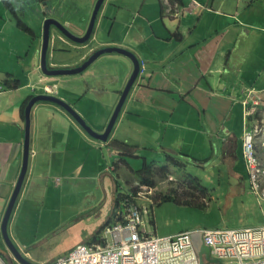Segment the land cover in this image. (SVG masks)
I'll use <instances>...</instances> for the list:
<instances>
[{
    "label": "crops",
    "instance_id": "0c3cea01",
    "mask_svg": "<svg viewBox=\"0 0 264 264\" xmlns=\"http://www.w3.org/2000/svg\"><path fill=\"white\" fill-rule=\"evenodd\" d=\"M96 2L0 0V264H18L1 228L22 168L29 98L54 95L102 133L132 73L118 54L100 57L78 76L41 72L44 21L82 37ZM52 37V68H74L96 49L121 47L144 63L145 75L107 143L61 108L35 105L27 171L7 224L12 243L33 264L95 243L146 163L158 198L144 216L146 230L162 237L190 231L199 264H223L194 230L264 225V199L250 191L242 157L246 131L264 138V0H105L90 42L77 45L54 29ZM250 92L257 104L248 102V112ZM166 181L175 201L160 200ZM171 211L182 220L178 228Z\"/></svg>",
    "mask_w": 264,
    "mask_h": 264
},
{
    "label": "built area",
    "instance_id": "2783aa9c",
    "mask_svg": "<svg viewBox=\"0 0 264 264\" xmlns=\"http://www.w3.org/2000/svg\"><path fill=\"white\" fill-rule=\"evenodd\" d=\"M144 65L140 75L144 74ZM251 100V94H249ZM253 135L245 134L243 158L251 189L260 191L264 179L263 154L257 158ZM144 195V193H140ZM264 196V194H262ZM210 255L223 264H264V225L255 228H214L198 231ZM51 264H199L191 233L170 237L149 233L136 206H129L121 221L104 231L103 237L91 245H78L66 256Z\"/></svg>",
    "mask_w": 264,
    "mask_h": 264
},
{
    "label": "water",
    "instance_id": "95a60500",
    "mask_svg": "<svg viewBox=\"0 0 264 264\" xmlns=\"http://www.w3.org/2000/svg\"><path fill=\"white\" fill-rule=\"evenodd\" d=\"M105 0H97L95 7L93 9V13L90 19V23L87 27V30L85 34L82 37H77L76 35L69 32L65 27H63L61 24H59L57 21L52 19H47L43 23V33H42V47L40 52V70L46 77H61V76H78L82 74L87 68H89L97 59L104 55L109 54H118L121 56L126 57L129 59V61L132 63V73L121 92L120 98L114 108V111L110 117V120L104 130L103 133H96L94 132L87 123L81 118V116L69 105L67 102L61 100L60 98L52 95H37L32 97L24 111V120H25V128H24V147H23V160H22V168L21 172L17 181V184L14 188L12 197L10 199V202L8 204V207L6 209V213L2 222V235L3 239L5 241L6 247L12 254V256L15 258V260L19 264H32L27 259L23 257V255L18 251V249L14 246L11 239L8 236L7 232V224L10 218V215L12 213L14 204L16 202V199L20 193L22 183L24 181L27 166H28V158H29V142H30V116L31 111L34 108L35 105L38 103H49L56 105L63 109L67 114H69L73 120L87 133L90 137L94 138L95 140H99L101 142H106L108 138L110 137V134L114 128V125L119 117V114L121 112V109L128 97L129 92L131 91L134 83L136 82V79L139 74V67L140 63L136 55L128 50L121 47H104L101 49H97L93 51L86 59L85 61L75 67V68H67V69H53L49 67L48 61H47V52L49 47L52 44V29H54L57 33H60L63 37L71 41L75 44H85L90 42L93 32L96 27V21L99 14V11L103 5Z\"/></svg>",
    "mask_w": 264,
    "mask_h": 264
},
{
    "label": "clouds",
    "instance_id": "9594fccd",
    "mask_svg": "<svg viewBox=\"0 0 264 264\" xmlns=\"http://www.w3.org/2000/svg\"><path fill=\"white\" fill-rule=\"evenodd\" d=\"M86 44V43H85ZM77 45H80V44H77ZM99 49H101V48H99ZM49 50V49H48ZM97 50V49H96ZM139 63H140V67H139V74H138V77H137V79H136V82L134 83V85L136 84V83H138L143 77H144V75H145V70H144V74H142V75H140V71H141V66L142 65H144V63L143 62H141V61H139ZM49 65V64H48ZM81 65V64H80ZM50 67V66H49ZM52 68V67H51ZM75 68V67H74ZM53 69H62V68H53ZM65 69H67V68H65ZM144 69H145V67H144ZM133 85V86H134ZM44 88V87H43ZM48 89V88H47ZM124 89V88H123ZM44 90H45V88H44ZM49 90V89H48ZM123 91V90H122ZM121 91V92H122ZM47 92V91H46ZM50 92V91H49ZM48 93V92H47ZM130 93V92H129ZM249 94H251V100H250V98H249ZM39 95H50V94H46V93H42V94H39ZM120 95H121V93H120ZM129 95V94H128ZM35 96H37V95H35ZM52 96H54V95H52ZM32 97H34V96H31L30 98H29V100L32 98ZM254 97H255V94H254V92H250V93H248V99L246 100V101H244V107L246 108L247 107V110H248V112L249 111H251L252 110V106H249L248 105V102H251L252 103V105H255V104H257V101L254 99ZM120 98V97H119ZM28 100V101H29ZM62 100V99H61ZM39 104V103H38ZM49 104V103H48ZM125 104V103H124ZM53 105V104H52ZM70 105V104H69ZM56 106V105H55ZM124 106V105H123ZM249 106V107H248ZM35 107V106H34ZM58 107V106H57ZM72 107V106H71ZM60 108V107H59ZM123 108V107H122ZM63 110V109H62ZM122 110V109H121ZM66 113V112H65ZM121 113V112H120ZM69 115V114H68ZM120 115V114H119ZM70 116V115H69ZM71 117V116H70ZM72 118V117H71ZM73 119V118H72ZM118 120V119H117ZM116 123H117V121H116ZM116 123H115V125H116ZM78 125V124H77ZM88 125V124H87ZM115 125H114V127H115ZM79 126V125H78ZM89 126V125H88ZM80 127V126H79ZM90 127V126H89ZM81 128V127H80ZM106 128V127H105ZM82 129V128H81ZM92 129V128H91ZM114 129V128H113ZM83 130V129H82ZM93 130V129H92ZM105 130V129H104ZM84 131V130H83ZM94 131V130H93ZM85 132V131H84ZM94 132H96V131H94ZM104 132V131H103ZM102 132V133H103ZM112 132H113V130H112ZM112 132H111V134H112ZM97 133V132H96ZM247 133H251V135H253V142H254V144H253V149H254V152L256 153V156H257V158H261L262 157V154H263V146H262V143L264 142V138L262 139V140H259V141H257L256 139H255V137L257 136V130H253V131H246L245 133H244V136H243V144H244V137H245V134H247ZM87 134V133H86ZM111 134H110V136H111ZM88 135V134H87ZM92 138V137H91ZM110 138V137H109ZM109 138H108V140H109ZM92 139H94V138H92ZM95 140V139H94ZM108 140L106 141V142H103V143H107L108 142ZM97 141H99V140H97ZM101 142V141H100ZM112 142V141H111ZM242 147H243V145H242ZM243 152H244V150H243ZM243 152H242V157H243ZM243 161H244V158H243ZM146 165V163L144 164V166ZM148 166V165H147ZM244 166H245V163H244ZM149 167H151V166H149ZM152 168V167H151ZM143 170V169H142ZM153 170V169H152ZM245 170H246V167H245ZM141 172V171H140ZM247 172V171H246ZM247 175H248V173H247ZM249 177V176H248ZM152 182H153V180H152ZM173 182H170V184H172ZM249 183H250V179H249ZM264 179L263 180H261L260 181V191L259 192H254V191H252V189H251V184H250V191L253 193V194H255L257 197H259L260 199H264V196H262V194H264ZM137 187L138 188H134V189H132L131 190V193H127V194H124V195H120V196H122V198H121V200H123L122 202H123V211L121 210L120 212L122 213V214H118V211H117V213L115 214L116 215V217L114 216V218H118V217H120L121 216V219H122V215L123 214H125V212H126V210H127V208L129 207V206H136V207H138V209H139V212H140V215L142 216V220H143V223H144V226H145V222H144V216H146L147 214V212L146 211H148V209L149 208H152V206H155L157 203H155L154 202V200L151 198V196H152V194H153V192H155V191H153V183H152V186H147V185H143V184H140V183H138V185H137ZM173 192H175L177 195H178V190H176V189H173L172 190ZM140 193H144V195H140ZM168 194V192L167 193H165L164 195H162V197L160 198V200H161V202H162V199H163V197H166V196H169V194ZM171 195V194H170ZM143 200H145V201H150V202H148V204H143L141 201H143ZM153 203H152V202ZM145 205H148V207H144ZM116 209H117V205H116ZM119 212V213H120ZM113 218V219H114ZM115 223V222H114ZM113 224V223H112ZM112 224H110V225H108V226H105V228H103L102 229V232H100L101 233V235L100 236H98L97 237V241L95 242V243H98V241L103 237V234H104V231H105V229L107 228V227H110ZM255 228V227H254ZM146 229V228H145ZM212 229H214V228H212ZM229 229H232V228H229ZM199 230H201V229H198V230H194V232H197L198 233V231ZM149 232V231H148ZM183 232H189V233H191V235H192V232H190V231H183ZM149 233H151V232H149ZM179 233H182V232H179ZM178 234V233H177ZM176 235V234H175ZM172 236H174V235H172ZM158 237H162V236H158ZM164 237H170V236H164ZM191 240H192V238H191ZM193 243V242H192ZM91 244H94V243H89V244H86V243H84V244H78V245H91ZM78 245H76V246H78ZM204 245V244H203ZM15 246V245H14ZM75 246V247H76ZM16 247V246H15ZM74 247V248H75ZM206 247V246H205ZM17 248V247H16ZM73 248V249H74ZM193 248H194V246H193ZM207 248V247H206ZM18 249V248H17ZM208 249V248H207ZM18 251L23 255V253L18 249ZM194 251H195V249H194ZM10 252V251H9ZM195 253H196V251H195ZM12 255V254H11ZM196 256H197V253H196ZM24 257V256H23ZM14 258V257H13ZM25 258V257H24ZM62 258V257H61ZM197 258H198V256H197ZM15 259V258H14ZM16 261V260H15ZM28 261V260H27ZM56 261V260H55ZM198 262H199V259H198ZM31 263V262H30ZM19 264V263H18ZM33 264V263H32ZM48 264H51V263H48Z\"/></svg>",
    "mask_w": 264,
    "mask_h": 264
},
{
    "label": "trees",
    "instance_id": "16d2710c",
    "mask_svg": "<svg viewBox=\"0 0 264 264\" xmlns=\"http://www.w3.org/2000/svg\"><path fill=\"white\" fill-rule=\"evenodd\" d=\"M22 27L25 28V26L21 24V28ZM111 145H113V146L115 145L116 147H119L121 149L128 148L127 145H125L123 143H120L118 141H115V140L111 142ZM137 176L141 179L140 184L147 185V186H152V180H153V178L155 176V172L152 170L151 167L145 165L143 167V170L140 173H138ZM121 198H122V196H119L117 198V200H116L117 211L118 212H120L121 210L123 211V202H122L123 200H121ZM174 199H175V196L174 195H170V196L163 197L162 201H165V200L169 201V200H174ZM115 217H116V215H115ZM117 221L118 222L121 221V216L118 217V218H114L113 220H110L109 223L107 224V226L112 224V223H114V222H117Z\"/></svg>",
    "mask_w": 264,
    "mask_h": 264
},
{
    "label": "rangeland",
    "instance_id": "374dc122",
    "mask_svg": "<svg viewBox=\"0 0 264 264\" xmlns=\"http://www.w3.org/2000/svg\"><path fill=\"white\" fill-rule=\"evenodd\" d=\"M121 56V55H120ZM101 97H102V95H101ZM110 120V119H109ZM109 120H108V122H109ZM90 122L91 123H87L89 126H90V128H94L93 126H91L90 124H92V120L90 119ZM108 122H107V124H108ZM107 124H106V126H107ZM95 129V128H94ZM176 179V178H175ZM166 185H164V186H162V187H159L158 188V191H161V192H168V190L169 189H171L170 187H171V185H170V181H166V182H164ZM179 183H181L180 181H178L177 180V182H175V184L177 185V187L175 186L174 187V189H176V190H180V186L178 185ZM131 188V190L132 189H134V188H138L137 187V185H136V183H134V182H131L126 188H125V191H124V193H130L131 192V190H129ZM156 192H153V194H152V196H151V198L154 200V202L156 203V202H158V198L156 197V195H154ZM165 193H163L162 195H164ZM158 206V205H157ZM157 206H152V209H155ZM170 216L172 217V228H175V227H179L180 226V224L182 223V220H180V219H175V213L173 212V211H171L170 213ZM199 254H201V251H199L198 250V255Z\"/></svg>",
    "mask_w": 264,
    "mask_h": 264
}]
</instances>
